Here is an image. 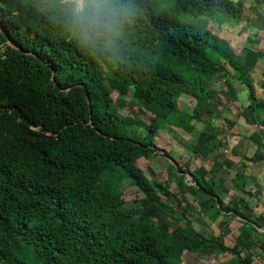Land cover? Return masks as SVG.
I'll use <instances>...</instances> for the list:
<instances>
[{"label": "trees", "instance_id": "trees-1", "mask_svg": "<svg viewBox=\"0 0 264 264\" xmlns=\"http://www.w3.org/2000/svg\"><path fill=\"white\" fill-rule=\"evenodd\" d=\"M246 10L241 0H0V264H192L184 255L208 248L229 253L230 264H263L264 222L228 198L219 175L264 211L262 191L226 165V131L209 119L208 103L238 100L219 95L217 75L227 87L239 81L251 122L264 127V82L230 42L191 22L240 24ZM177 127L195 146L215 129L205 163L177 167L166 151L174 176H148L138 161L159 153L161 129ZM251 143L264 150L252 137L247 153L230 151L252 162ZM124 179L141 193L134 207ZM154 206L170 216L139 218ZM197 217L236 221L234 243L197 230Z\"/></svg>", "mask_w": 264, "mask_h": 264}, {"label": "rangeland", "instance_id": "rangeland-1", "mask_svg": "<svg viewBox=\"0 0 264 264\" xmlns=\"http://www.w3.org/2000/svg\"><path fill=\"white\" fill-rule=\"evenodd\" d=\"M241 1L247 5V10L240 24L215 22L208 17L203 16L196 20H194V17L192 16L193 18L191 17V20L193 21L191 22L198 25L200 28L211 29L217 35L230 42L234 50L240 54L246 66L251 68V75L255 82L261 83L264 82V0ZM80 3H82V0H79V4ZM242 26H246L247 29L242 31ZM216 88L221 97H226L227 95L231 96L233 100L238 99L226 103V105L222 107L219 106V98L215 95L208 103L209 108L213 111L211 112L209 119H212L216 126L225 128L226 131L223 136V139L229 144L228 152H226V165L229 168L232 167L235 170H238L240 173L238 178L246 176L250 183L253 181L258 182L259 180L264 181L263 177H260L263 169L262 166H264V150H259L256 144L251 143L249 154H252L253 161L248 163L241 159L240 156L234 155V153L230 151L231 147L237 148L242 145L241 153H247L249 138L252 137L264 142V127H256L255 124L251 122L252 119L249 109L247 107L244 108L249 102L246 88L239 81H236L230 87H227L220 74L216 76ZM257 94L260 97H264V90L262 91L260 87H257ZM113 97H117L116 92L113 93ZM180 102L182 110L190 111L192 109L193 104L190 102L189 98L182 96ZM239 110H243V116H240ZM123 112L127 113L126 110H123ZM225 117L235 121L236 124L234 127L228 126L224 120ZM246 119L249 123L246 122ZM147 120L149 121L148 118ZM248 125L250 126L248 127ZM197 126H200L199 123H197ZM167 127L170 126L167 125ZM214 133L215 129L207 128L206 133H202L199 136L197 146H195L193 143L191 144V134L183 132L181 128H174L172 132L168 131V128L161 129L156 137V143L161 150L150 158L142 157L138 161V165L148 173V176H155L158 180L166 181L168 178L174 176L175 169L165 161V157L161 154L169 151L176 155V161L174 158L169 159L172 160V162H175L177 167L186 159H191V163L193 164L205 163L203 145ZM208 159L210 161L217 159V154H208ZM257 160H260L261 162H255ZM243 164H247L245 168L243 166L241 167ZM219 177V188L226 193L229 190V199L233 201L237 200V202L242 200L249 203L252 208L250 214L255 218L258 217L259 213L264 215V211L256 205V202L250 196L239 195L230 189L231 183L227 180V177L226 180L223 179L225 178L224 175H219ZM187 178L191 179L189 173L187 174ZM120 186L124 193L123 196L127 201V206H136L138 203L137 199L141 193L137 191L136 187L133 186L129 180L124 179V181L120 183ZM200 199H203V197L200 196ZM232 204L235 203L232 202ZM243 211L244 213L246 212V210ZM138 216L141 219L153 217L156 221H162L170 216V212L160 206H154L149 210H141ZM260 219L262 220L260 221L261 223L264 222V218H258V221ZM207 221L208 220H204L201 217H197L194 226L197 230L202 231L207 236H221L228 245L234 243L232 233L236 232V227L238 225L236 221L231 219L230 227L223 222L218 224V222L210 223V221ZM184 259L192 264H230L231 255L229 253H215L208 248L203 252V255L186 253Z\"/></svg>", "mask_w": 264, "mask_h": 264}, {"label": "crops", "instance_id": "crops-1", "mask_svg": "<svg viewBox=\"0 0 264 264\" xmlns=\"http://www.w3.org/2000/svg\"><path fill=\"white\" fill-rule=\"evenodd\" d=\"M249 126L250 125H248V127ZM262 167H263V169H262V173H261L260 177H263V179H264V166H262ZM251 185L254 188H256V189L258 188L260 191H262L261 197H262V200L264 202V181H260V180L258 182L257 181H253ZM259 207L263 210L262 206H259ZM259 215H260V217H257V218H255L254 216H252V217L255 218V219H257V220H258V218H264V215L262 213H259ZM260 231H263L264 232V228H260ZM253 251L256 254L260 250L258 249V247H254V250ZM260 263H263L264 264V260L261 259V262Z\"/></svg>", "mask_w": 264, "mask_h": 264}, {"label": "water", "instance_id": "water-1", "mask_svg": "<svg viewBox=\"0 0 264 264\" xmlns=\"http://www.w3.org/2000/svg\"><path fill=\"white\" fill-rule=\"evenodd\" d=\"M170 161H172V160H170ZM173 163H175V162H173ZM176 165V164H175ZM190 175V177H191V179H192V177H193V175L192 174H189ZM194 183V182H193Z\"/></svg>", "mask_w": 264, "mask_h": 264}, {"label": "clouds", "instance_id": "clouds-1", "mask_svg": "<svg viewBox=\"0 0 264 264\" xmlns=\"http://www.w3.org/2000/svg\"><path fill=\"white\" fill-rule=\"evenodd\" d=\"M81 4V3H80ZM0 30H2V27H1V29Z\"/></svg>", "mask_w": 264, "mask_h": 264}]
</instances>
